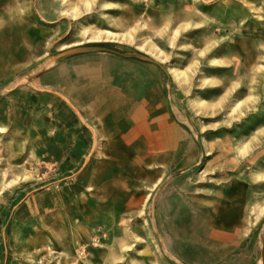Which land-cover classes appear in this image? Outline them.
<instances>
[{
    "label": "rangeland",
    "instance_id": "rangeland-1",
    "mask_svg": "<svg viewBox=\"0 0 264 264\" xmlns=\"http://www.w3.org/2000/svg\"><path fill=\"white\" fill-rule=\"evenodd\" d=\"M0 264H264V0H0Z\"/></svg>",
    "mask_w": 264,
    "mask_h": 264
},
{
    "label": "bare ground",
    "instance_id": "bare-ground-1",
    "mask_svg": "<svg viewBox=\"0 0 264 264\" xmlns=\"http://www.w3.org/2000/svg\"><path fill=\"white\" fill-rule=\"evenodd\" d=\"M103 112V111H102ZM104 129V128H103ZM184 234V233H183Z\"/></svg>",
    "mask_w": 264,
    "mask_h": 264
}]
</instances>
